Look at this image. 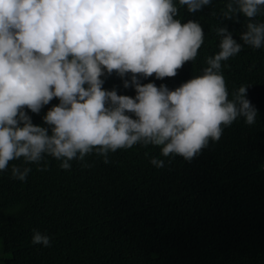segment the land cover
I'll return each mask as SVG.
<instances>
[{"label": "clouds", "instance_id": "9594fccd", "mask_svg": "<svg viewBox=\"0 0 264 264\" xmlns=\"http://www.w3.org/2000/svg\"><path fill=\"white\" fill-rule=\"evenodd\" d=\"M211 3L178 0L189 13ZM262 6L264 0H230L222 18L247 19L243 44L218 27L219 51L206 58L202 74L170 90L140 78L175 77L204 43L202 26L182 23L174 0H0V172L22 160L12 164L11 177L23 182L32 171L27 165L47 170L46 156L68 170L93 152L107 164L109 153L137 144L159 147L167 159L150 163L161 169L177 156L190 162L238 118L253 125L247 86L229 99L221 68L244 45L264 46V22L255 20ZM113 72L135 89L134 98L103 88L102 77ZM53 98L59 103L44 123L33 124L25 109L39 114ZM31 242L51 246L35 229Z\"/></svg>", "mask_w": 264, "mask_h": 264}, {"label": "trees", "instance_id": "16d2710c", "mask_svg": "<svg viewBox=\"0 0 264 264\" xmlns=\"http://www.w3.org/2000/svg\"><path fill=\"white\" fill-rule=\"evenodd\" d=\"M229 2L212 0L189 13L174 0L182 23L202 26L204 43L175 77H141V84L174 90L201 75L206 58L219 51L218 27L243 44L248 21L224 20ZM255 20L264 22V6ZM221 72L229 99L247 86L256 122L238 118L190 162L177 156L155 168L151 158L167 159L159 147L137 144L109 153L107 164L93 152L70 161L68 170L46 156L47 170L27 165L32 171L23 182L11 177L12 164L22 160L9 162L0 172V264H264V46L244 45ZM102 79L105 90L135 97L115 72ZM58 103L53 98L39 114L25 111L42 125ZM33 229L47 234L51 246L32 244Z\"/></svg>", "mask_w": 264, "mask_h": 264}]
</instances>
